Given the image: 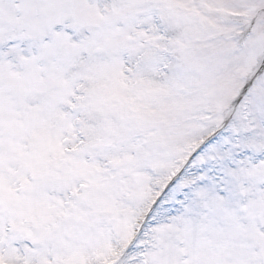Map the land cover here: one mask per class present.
<instances>
[{"label": "snow or ice", "instance_id": "obj_1", "mask_svg": "<svg viewBox=\"0 0 264 264\" xmlns=\"http://www.w3.org/2000/svg\"><path fill=\"white\" fill-rule=\"evenodd\" d=\"M0 264H264V0H0Z\"/></svg>", "mask_w": 264, "mask_h": 264}]
</instances>
